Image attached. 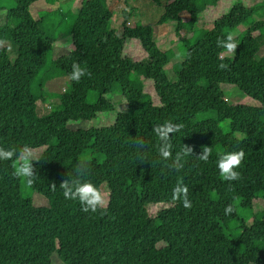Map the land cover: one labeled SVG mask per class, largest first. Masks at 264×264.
<instances>
[{
	"label": "trees",
	"instance_id": "obj_1",
	"mask_svg": "<svg viewBox=\"0 0 264 264\" xmlns=\"http://www.w3.org/2000/svg\"><path fill=\"white\" fill-rule=\"evenodd\" d=\"M37 1L0 0V42L17 46L13 59L0 44V150L13 154L0 159V264H264V208L253 207L264 199V0L235 2L211 24L206 11L221 0H151L163 9L156 21L129 25L132 12L119 9L121 34L112 25L116 1L83 0L66 34L59 10L34 17ZM133 1L140 14L145 1ZM169 21L181 42L175 80L166 70L174 52L155 40V26ZM69 36L74 48L50 60L55 43ZM129 41L140 44L142 59L125 54ZM74 63L87 73L79 82L70 76ZM63 77L69 87L51 94L47 83ZM235 86L243 103L224 92ZM49 94L60 102L40 115ZM110 111L117 113L111 125H69ZM167 123L179 128L168 133L170 158L163 159L156 129ZM204 147L207 161L198 157ZM29 150L41 154L29 163L28 184L47 206L24 197L15 175ZM224 151L244 152L236 181L216 166ZM81 163L82 178L107 200L96 212L59 187ZM228 205L233 212L225 215Z\"/></svg>",
	"mask_w": 264,
	"mask_h": 264
},
{
	"label": "rangeland",
	"instance_id": "obj_2",
	"mask_svg": "<svg viewBox=\"0 0 264 264\" xmlns=\"http://www.w3.org/2000/svg\"><path fill=\"white\" fill-rule=\"evenodd\" d=\"M109 1H116L115 7L118 9L116 10V14L114 16L113 20V27L117 28L119 33L121 34L123 31V22L125 20L124 15L120 12L119 9L126 8L130 12H132V16L129 19L128 24L133 25L138 21H145V20H154L156 21L159 16L163 13V9L159 6H157L154 2H151V0H142L145 1V3L142 6V11L139 14L138 10H131V8H135V6L141 7L140 2H134L133 0H130L129 5L126 4L125 0H109ZM259 0H221L217 6L215 7H209L206 11V21L208 24H211L217 17H219L224 12H227L229 8L235 3V2H243L245 5H252L253 3L257 2ZM83 0H55L54 4H50L46 2L45 0H39L35 2L31 6V11L36 19H39L45 15L48 14L49 8L52 7L53 10H59V13H62V16H64V21L61 25L60 33L66 34V30L70 27L72 20L74 16L78 13V11L81 8ZM131 8H130V7ZM158 16V17H157ZM200 25L204 24V22L200 21ZM155 40L157 44L163 49V50H173L174 57L172 61L166 66L167 73L169 75V78L172 80L176 79L175 71H173L172 66L173 64L180 58V46L181 42L178 39L176 35V22L175 21H169L164 25L155 26ZM246 28V26H244ZM239 31H235L233 34L237 36L239 34ZM12 42V41H11ZM0 44L2 46H8V41H1ZM13 44V43H12ZM73 42L71 36L67 38L60 39L57 41L54 45V50L52 53V56L50 57V60L52 57L56 58L63 54H66L70 52L73 49ZM9 53L13 59H16L17 57V46L16 45H9ZM125 54L130 55L135 60H140L145 56L144 51L142 50V47L140 44L136 41H129L125 46ZM70 84V80L66 77L63 78H57L51 80L49 83H47V90L51 94H57L60 92H64ZM148 89L150 90V84L148 85ZM228 100L231 103H243L245 101V94L236 86L230 89L224 90ZM49 94L45 101H39L38 103V113L40 115H45L49 113L54 106L59 104L60 100L54 96ZM108 98L114 100V101H121L122 96L121 94H110L107 96ZM94 98V96H92ZM117 113L114 111L100 113V115L92 120V121H84V120H78V121H71L70 127L73 129L77 128H86L91 126H107L111 125L116 121ZM225 125V123H223ZM41 153L38 150H29L26 153H24L16 162V168L19 169L22 167L25 162L28 164L35 160ZM21 179V187H22V194L24 197L30 198L34 197V202L38 206H47L48 201L43 196L39 195L38 193H33L30 190V186L27 183L25 179ZM107 201V200H106ZM254 212L258 213L264 208V199H259L254 201ZM54 264H62L59 260L54 259Z\"/></svg>",
	"mask_w": 264,
	"mask_h": 264
},
{
	"label": "clouds",
	"instance_id": "obj_3",
	"mask_svg": "<svg viewBox=\"0 0 264 264\" xmlns=\"http://www.w3.org/2000/svg\"><path fill=\"white\" fill-rule=\"evenodd\" d=\"M231 41V36L228 37ZM235 44L228 43L226 47L231 50L235 48ZM86 71L79 64L74 63L72 65V71L70 73L71 79L73 81L79 82L82 77L86 75ZM178 125H172L167 123L156 129V134L159 137L162 147L159 150V155L163 159L170 158V151L168 145V133L178 130ZM192 152L191 148L186 147L184 150V155H189ZM211 154V149L209 147H204L201 154L198 156L200 160L207 161ZM12 152L0 150V159H11ZM244 157V152L236 151H224L218 153V158L216 161V166L219 169L220 175L223 179L227 181H236L240 177V173L236 170ZM180 157L177 156L174 163L177 167H180L179 163ZM85 164L81 163L80 167L76 170V178H69L64 180L60 184V188L63 190V194L68 199H76L79 201L83 210L85 212L91 211L96 212L103 208L106 203L103 193L98 189L90 180L83 179ZM15 175L25 179L27 183H32L33 170L31 165L27 162L16 170ZM175 193L182 197L183 205L185 208L191 207V201L188 198L187 189L183 186L178 185L175 189ZM233 208L231 205L225 207V215L231 214Z\"/></svg>",
	"mask_w": 264,
	"mask_h": 264
}]
</instances>
